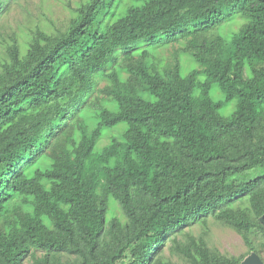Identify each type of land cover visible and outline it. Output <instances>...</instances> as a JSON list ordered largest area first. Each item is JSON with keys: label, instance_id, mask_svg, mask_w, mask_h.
<instances>
[{"label": "trees", "instance_id": "obj_1", "mask_svg": "<svg viewBox=\"0 0 264 264\" xmlns=\"http://www.w3.org/2000/svg\"><path fill=\"white\" fill-rule=\"evenodd\" d=\"M69 9L64 28L2 38L0 264H174L167 243L186 264L264 261V0ZM182 54L199 67L186 76ZM209 216L246 255L183 232Z\"/></svg>", "mask_w": 264, "mask_h": 264}, {"label": "rangeland", "instance_id": "obj_2", "mask_svg": "<svg viewBox=\"0 0 264 264\" xmlns=\"http://www.w3.org/2000/svg\"><path fill=\"white\" fill-rule=\"evenodd\" d=\"M79 0H17L9 5L7 10L0 14V48L2 45V38H6V34L15 31L18 35L33 29L36 25L41 27H57L64 28L71 17L70 9L76 5ZM132 2V0H130ZM138 3V2H136ZM69 6V8H68ZM241 22L234 21L228 22L225 26L218 29L220 35L228 39L232 32H235ZM180 52V48L175 44L174 48L164 52V56L171 58V55ZM181 75L186 76L191 71L197 70L198 65L187 55H180ZM210 97L214 101H220L223 96L219 91L212 90ZM234 103L230 104L226 109L221 110V114L226 115L232 108ZM125 125L121 124L114 129L106 130L105 137L102 144L112 136L116 135L118 131L124 128ZM260 169L251 171L250 178L259 174ZM112 215L110 212L107 217ZM184 233H190L195 238H202L210 249L218 250L221 254L228 257H240L246 255L247 248L244 245L241 237L231 228L225 226L212 216L206 220V225L195 224L189 228H185ZM180 240H184L183 238ZM164 254L169 256V259L174 264H186L182 259L176 255L169 254L168 243L164 247ZM264 259V253L262 254ZM129 255L124 253L116 264H129ZM23 264H31L27 259Z\"/></svg>", "mask_w": 264, "mask_h": 264}, {"label": "water", "instance_id": "obj_3", "mask_svg": "<svg viewBox=\"0 0 264 264\" xmlns=\"http://www.w3.org/2000/svg\"><path fill=\"white\" fill-rule=\"evenodd\" d=\"M241 264H264V261L257 254H251Z\"/></svg>", "mask_w": 264, "mask_h": 264}]
</instances>
